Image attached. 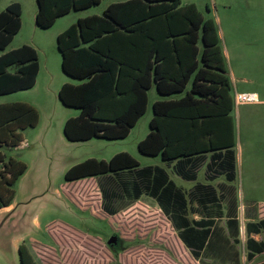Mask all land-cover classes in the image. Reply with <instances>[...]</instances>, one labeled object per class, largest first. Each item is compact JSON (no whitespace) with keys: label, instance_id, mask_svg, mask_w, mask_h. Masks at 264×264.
I'll list each match as a JSON object with an SVG mask.
<instances>
[{"label":"trees","instance_id":"1","mask_svg":"<svg viewBox=\"0 0 264 264\" xmlns=\"http://www.w3.org/2000/svg\"><path fill=\"white\" fill-rule=\"evenodd\" d=\"M101 0H36L35 24L53 25L71 10L97 5ZM22 6L9 3L0 11V51L20 30ZM61 69L75 82H65L59 100L79 109L63 125L70 141L92 137L119 139L145 113L153 85L164 98L152 103L149 131L138 141L145 155L160 156L172 172L194 179L191 162L210 153L209 179L236 178L235 134L230 117L231 84L215 21L193 3L181 0H118L102 14L79 17L57 34ZM39 71L35 47L23 44L0 53V95L31 88ZM178 95V97H169ZM37 109L26 102L0 103V209L12 204L14 185L26 164L7 157L4 149L23 141L22 131L38 123ZM131 154L121 151L109 160L87 158L69 167L66 181L91 176L109 178L101 183L103 207L127 192L132 198L146 194L156 200L172 220L183 243L195 256L208 234L206 224L193 222L185 194L161 166L138 168ZM122 174L130 176L122 179ZM118 177V178H117ZM111 211V210H110ZM220 211V210H219ZM113 213V211H111ZM228 222H235L227 215ZM203 224L195 230V224ZM263 225L264 219L254 223ZM182 229V230H180ZM21 264H37L26 246H18Z\"/></svg>","mask_w":264,"mask_h":264},{"label":"rangeland","instance_id":"2","mask_svg":"<svg viewBox=\"0 0 264 264\" xmlns=\"http://www.w3.org/2000/svg\"><path fill=\"white\" fill-rule=\"evenodd\" d=\"M112 1L115 0H101L88 8L71 10L50 27L42 28L34 20L36 0H0V11L11 2H19L23 8L21 28L4 51L32 45L39 63L31 88L0 96V103L27 102L39 114L36 126L22 131L21 145L4 149L7 157L23 161L26 170L14 185L11 206L0 209V264H21L18 253L21 243L37 264H204L180 240L172 220L152 197L142 194L134 199L126 192L112 202L111 213L103 207L101 191V183H107L109 178L91 176L72 181L64 178L69 167L84 159L109 160L126 151L137 159L138 168L158 165L168 170L178 186L193 184L172 174L160 156L142 154L137 148L138 141L149 130L152 102L157 98L154 85L148 91L145 113L126 137L70 141L63 133L65 117L78 115L79 109L63 104L58 98L60 86L75 80L61 69L57 34L79 17L102 14ZM192 1L205 17L216 23L231 94L256 91L258 96L257 102L233 103L231 108L236 178L227 183L233 186L240 211L249 200L264 198V191L259 190L264 177L261 176L264 174V0H181V3ZM202 175V171L198 173V181H203ZM112 232L123 239L124 248L118 252L106 243Z\"/></svg>","mask_w":264,"mask_h":264},{"label":"crops","instance_id":"3","mask_svg":"<svg viewBox=\"0 0 264 264\" xmlns=\"http://www.w3.org/2000/svg\"><path fill=\"white\" fill-rule=\"evenodd\" d=\"M110 3H108L107 5H109ZM188 3L195 4L193 1ZM4 50L0 51V53L5 52ZM227 54L229 55L228 52ZM226 71L230 80L229 72L228 70ZM232 76H234L235 78L233 70H232ZM68 82H72V81H68ZM16 92H12V93H16ZM242 92L256 93V91H242ZM12 93H8V94H12ZM169 97H178V95H172ZM160 98H164V97L160 96L157 93V98L155 100ZM230 99L232 106L234 103V95H232L231 92H230ZM155 100H153V102ZM9 102H23V101L15 100V101H6L2 103H9ZM229 114L232 120V126L234 130L235 129L234 117L231 112V109ZM70 116L73 115L72 114L67 115V117H65L64 120H66ZM23 140H24V135H23ZM22 142L16 147H19L22 144ZM209 157H210V153H207L204 155V157L197 156L193 159V161L191 162V168L195 172L194 179L188 180L179 176L183 180L192 181L193 184L191 186H184V185L178 186L175 183L185 194L187 200L186 206L188 208V212L186 213L185 216L189 219L192 225L194 224L193 222L202 221V219H208V218L213 219L211 223L205 225L206 228H208V234L205 238V243L203 244L201 249L198 252H196L197 255H195V257L202 260L204 264H264V226L263 225L256 226L254 224L264 219V198L263 199L254 198L249 200L248 203L245 206H243L242 210L239 211L238 205L236 203V198L234 195L233 186L227 183L228 180H226L223 175H219L214 179L208 178L206 172V166L210 160ZM168 167L170 172L172 174H175L172 172L171 166ZM201 171L203 173L202 175L203 181H198L197 180L198 173ZM263 175L264 174H262L261 176ZM220 176L222 177V180H218ZM232 181H228V182H232ZM260 186L261 187L259 188V190L264 191V177L261 180ZM224 193H226V195ZM227 194H229V196L226 202H224V198L227 196ZM227 215L234 216L236 221L228 222ZM194 227L195 230L199 231L203 227V224L196 223ZM180 240L182 241L181 238ZM187 248L191 251L189 247Z\"/></svg>","mask_w":264,"mask_h":264},{"label":"built area","instance_id":"4","mask_svg":"<svg viewBox=\"0 0 264 264\" xmlns=\"http://www.w3.org/2000/svg\"><path fill=\"white\" fill-rule=\"evenodd\" d=\"M258 96L255 92H236L234 93V103L257 102Z\"/></svg>","mask_w":264,"mask_h":264},{"label":"flooded vegetation","instance_id":"5","mask_svg":"<svg viewBox=\"0 0 264 264\" xmlns=\"http://www.w3.org/2000/svg\"><path fill=\"white\" fill-rule=\"evenodd\" d=\"M111 235H117V240H116V243H112V244H108L107 243V240L110 238ZM106 240V243L107 245L109 246V248L113 251H119V250H122L124 248V243H123V239L120 237L119 234L115 233V232H112L109 234L108 238Z\"/></svg>","mask_w":264,"mask_h":264},{"label":"water","instance_id":"6","mask_svg":"<svg viewBox=\"0 0 264 264\" xmlns=\"http://www.w3.org/2000/svg\"><path fill=\"white\" fill-rule=\"evenodd\" d=\"M2 224H3V222H2ZM117 238H118L117 235H111L110 238L107 240V243L108 244L116 243Z\"/></svg>","mask_w":264,"mask_h":264}]
</instances>
